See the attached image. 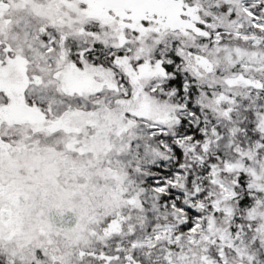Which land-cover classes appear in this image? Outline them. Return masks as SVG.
<instances>
[{
	"label": "snow or ice",
	"instance_id": "6c2138e0",
	"mask_svg": "<svg viewBox=\"0 0 264 264\" xmlns=\"http://www.w3.org/2000/svg\"><path fill=\"white\" fill-rule=\"evenodd\" d=\"M0 264H264V0H0Z\"/></svg>",
	"mask_w": 264,
	"mask_h": 264
}]
</instances>
